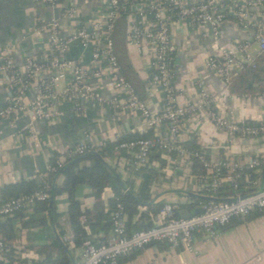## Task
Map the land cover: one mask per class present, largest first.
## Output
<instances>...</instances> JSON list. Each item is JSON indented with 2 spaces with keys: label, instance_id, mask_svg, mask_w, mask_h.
Here are the masks:
<instances>
[{
  "label": "built area",
  "instance_id": "built-area-1",
  "mask_svg": "<svg viewBox=\"0 0 264 264\" xmlns=\"http://www.w3.org/2000/svg\"><path fill=\"white\" fill-rule=\"evenodd\" d=\"M45 6L59 4L63 0H37ZM91 1V0H83ZM100 4L98 14L90 27H76L65 34L60 19L38 20L33 32L46 35L44 53L28 56L21 68L12 62L11 48L0 49V82L10 89L6 104L0 109V120H9L29 115V121L17 134H26L32 145L39 148L34 122L54 121L63 113L57 105L67 101L75 109L79 102L103 105L110 109L117 120L124 113L138 115L145 129L153 131L151 137L120 142L119 150L134 151L130 165L134 170L146 166L152 150L174 153L175 160L191 162L197 158L206 172L207 181L196 187L199 193L213 197L218 186L233 181L242 169L259 172L262 158H252L246 164L232 157L210 160L203 150L191 152L180 142V135L187 120H207L215 132L223 134L231 143L236 139L264 140V118L250 125L235 118L231 113L223 114L217 106L221 99L198 93L196 100L184 98L179 102V92L172 84L173 57L176 51L173 28L175 24L190 26L208 25L216 43L215 53L205 58V68L222 83L228 96L232 78L245 65L254 67L256 57H264V18L253 20L252 11L264 9V0H241L227 5L222 0H94ZM68 14H64L63 17ZM232 16L236 27L250 30L257 44V56L251 52L248 41H233L224 46L220 43L222 25ZM126 24V43L138 52L144 47L150 55V87L162 96L161 108L152 112L136 94L133 86L121 73L114 54L113 33L119 18ZM78 43L89 50L90 61L81 64L67 58L72 44ZM108 81L110 96L104 98L98 85ZM64 82L63 89L56 92L55 86ZM33 95L27 97L28 89ZM240 97L248 98L250 95ZM256 98L264 100V93ZM163 132L161 128H164ZM96 151L84 140L66 155H78ZM65 157V156H64ZM63 159L58 157L57 166ZM252 190L223 202L207 201L199 208V214L189 218L174 216L175 205L165 203L158 213V222L146 229L128 233L125 226L124 208L120 203L111 212L112 228L109 236L99 245L84 241L81 245V261L77 264H120L119 258L155 243L165 244L170 250H183L195 254V235L206 239L216 238L232 219L243 218L253 212H264V186L258 178L246 179ZM48 195L37 191L21 195L0 204V217H8L32 206ZM84 221V217H80ZM6 244L0 239V260Z\"/></svg>",
  "mask_w": 264,
  "mask_h": 264
},
{
  "label": "crops",
  "instance_id": "crops-1",
  "mask_svg": "<svg viewBox=\"0 0 264 264\" xmlns=\"http://www.w3.org/2000/svg\"><path fill=\"white\" fill-rule=\"evenodd\" d=\"M239 1L241 0H227L225 3L231 6ZM99 7L100 4L94 0H63L53 6H45L37 0H0V49L7 46L11 48L12 62L16 67L21 68L26 57L40 56L44 53L46 35L36 36L33 32L39 19H60L64 33L68 34L76 27H90L98 14ZM64 14L68 15L63 17ZM263 18L264 9L252 11L251 19L261 21ZM116 27H119L118 34L122 38L115 39L113 36L121 73L133 86L138 97L152 112H156L161 108L162 96L149 85L151 58L147 48L144 47L143 52H138L134 47L127 45L126 24L121 18L118 19ZM173 35L176 51L173 57L172 84L180 94L179 102L184 98L196 100L198 93L203 92L221 99L217 106L223 114L231 113L237 119L254 123L264 118V100L256 97L242 98L239 95L228 96L221 81L206 70L205 58L214 54L216 50V43L208 25L175 24ZM233 41L250 42L251 52L255 57L257 56L258 47L253 41L252 32L239 29L234 20L228 19L222 25L220 43L227 46ZM67 58L87 64L90 61V52L82 49L78 43H74L68 51ZM63 86L64 82L57 83L56 92H60ZM98 88L104 98L110 96L108 81H103ZM10 92L9 87L0 82V109L5 106ZM32 95L33 90L30 88L27 97L31 98ZM78 106H80L79 110L75 109L72 103L64 101L57 105L63 113L61 118L50 122H34L40 141L39 148L32 145L26 134H17V131L29 121V115L0 120V190L5 185L21 180L28 181L36 176L46 177L51 158L57 155L64 159L66 152L72 150L82 140L97 150L105 141H114L124 135L154 133L145 129L138 115L134 113H124L115 120L106 106L87 102H79ZM163 130L165 127L161 128L162 132ZM192 140L210 160L232 157L243 164L252 158H262L264 161L263 139H236L229 143L225 136L215 132L205 119L186 121L180 142L183 145ZM154 154L150 153L147 165L141 171L134 170L130 165L133 159L131 154L129 156L131 159L112 157L107 161L116 169L115 172L125 192L130 190L136 193L145 179L151 180L148 186L150 200L138 206L137 213L131 217L132 224L137 221L138 224L142 223L140 220L142 212H146L148 221L156 224L158 214L147 210L149 204L172 203L175 207L187 204L190 202L188 196L200 195L196 187L207 181L206 172L203 176L194 175L191 162L177 163L176 156L170 153L158 152V158ZM112 196L113 192L109 187H105L99 194L85 186L78 188L76 192L81 210L92 209L99 199L103 203L104 211L109 212L111 207L106 203ZM56 208L59 218L55 224L51 215L46 216V223L42 226L31 223L22 229L20 222L16 223L18 236L9 245L5 243L6 248L14 249L11 250L12 254L10 253L12 264H42L44 256L33 248L46 244L50 235L61 242L68 241L72 248L73 232L67 215L66 195L58 198ZM111 212L112 210L110 214ZM59 231L63 233L62 239L58 235ZM86 232L90 233L87 227ZM109 234L100 230L92 234L91 239L101 244ZM194 245L196 250L195 254H192L183 250H170L165 244L155 243L122 256L119 262L120 264H264V212H253L243 218L232 219L213 239H206L198 233L195 235ZM70 248L66 250L70 259L73 264L79 263L81 247ZM3 259L6 261V257Z\"/></svg>",
  "mask_w": 264,
  "mask_h": 264
},
{
  "label": "trees",
  "instance_id": "trees-1",
  "mask_svg": "<svg viewBox=\"0 0 264 264\" xmlns=\"http://www.w3.org/2000/svg\"><path fill=\"white\" fill-rule=\"evenodd\" d=\"M121 19L125 21L123 17H121ZM228 19L234 20L232 16H228ZM228 90L230 94L239 96L250 95L255 97L263 94L264 57H256L254 67L245 65L243 69L232 78ZM248 123L250 125L255 124L254 122L250 121H248ZM152 135L153 134L149 132L143 135H124L114 141H105L96 151H87L78 155H66L61 162L60 167L57 166L56 162L58 160V156L55 155V157L51 158L49 162V168L46 177L41 178L36 176L34 179L28 181L21 180L20 182L3 186L0 190V204L18 196L29 195L37 191L46 193L48 198L44 200H37L32 204V206L22 209L11 216L0 217V239L8 245L14 241L18 236L17 229L15 227L17 222H20V228L22 229L31 223L42 226L46 223V216L51 215L55 224L59 218V214L56 212V206L58 203V198L62 195H66V201L68 204L67 215L70 227L73 232V237L71 239L73 246L70 248L68 241L61 242L58 238L50 235L46 244H43L38 248H35L34 246L33 248L37 250L38 254L44 256L42 264H73L66 250L69 248H79L81 247L82 243L87 240L95 245H99L96 240L91 239V235L100 230L109 233L111 232L112 223L110 211L115 208L117 203H120L124 208V213L126 216L125 226L128 233L146 230L154 226L155 224H153V222L148 221L146 212H142L140 214V220H142L141 224H138L139 221L135 222L134 224L131 223V217L137 213L138 206L142 203H147L150 200L148 186L151 180L148 181V179H145L140 190H138L136 193H133V191L130 190L125 192L124 186L120 181L119 176L115 172L116 169L112 168L107 163L108 159L112 157L129 158L131 154V157L133 158L132 153L134 154V151L119 150L118 152H115V147L120 142L151 137ZM183 146L191 152L200 150V147L193 140L184 143ZM94 152H96L98 156L94 155ZM158 152L160 151L156 149L151 151V153H155L154 155L157 158L159 156ZM170 154L175 155L172 152ZM190 161L194 175L196 177L203 176L205 170L202 167L201 162L197 158H191ZM262 162L264 161L262 160ZM263 164L264 163H262L261 167L259 168V172L249 169H242L233 181L221 183L213 194L217 199L216 202H223L235 196H243L249 193L252 189L248 188L246 179L258 178L262 185V180L264 179ZM145 167L146 166L140 168L139 171L143 170ZM83 186L98 194L101 193L105 187H109L113 192V196L108 199L106 204L111 207V210L109 212H105L103 203L99 199L96 200L92 209L81 210L80 203L76 199V192L78 188ZM199 194L200 196H204L202 195L204 194L202 192ZM51 196L53 199L50 206ZM188 200L190 201L189 203L175 207V217H180L181 210L183 209L187 210L193 215L194 210L199 209L202 204L207 202L190 195L188 196ZM163 205L164 204L162 202L149 204L147 206V210L153 214H158ZM81 216L84 217V221L82 222L79 220ZM24 219L27 220L25 221ZM86 227L90 231L89 234L86 232ZM58 235L60 239H62L63 233L61 231L58 232ZM11 250L14 249L11 247H5L3 252L4 256L2 255L0 264H12L10 258V253L12 254ZM3 257H6V261L3 259Z\"/></svg>",
  "mask_w": 264,
  "mask_h": 264
},
{
  "label": "water",
  "instance_id": "water-1",
  "mask_svg": "<svg viewBox=\"0 0 264 264\" xmlns=\"http://www.w3.org/2000/svg\"><path fill=\"white\" fill-rule=\"evenodd\" d=\"M223 2H226L227 0H222ZM147 106V105H146ZM148 107V106H147ZM94 155H97L98 156V154L96 153V152H94ZM263 169H264V166H263ZM190 195H192V196H194V197H197V198H199V199H201V200H204V201H216L217 199H216V197H207V196H200V195H193V194H190ZM52 199H53V197L51 196L50 197V206H51V204H52ZM201 212V210H199V209H196V210H194V212H193V215H195V214H199ZM192 214L190 213V212H188V211H186V210H183L182 212H181V214H180V217L181 218H189L190 216H191Z\"/></svg>",
  "mask_w": 264,
  "mask_h": 264
},
{
  "label": "rangeland",
  "instance_id": "rangeland-1",
  "mask_svg": "<svg viewBox=\"0 0 264 264\" xmlns=\"http://www.w3.org/2000/svg\"><path fill=\"white\" fill-rule=\"evenodd\" d=\"M118 33H119V27H116V30H115V33H114L115 39H116V37H118V38L120 37ZM119 39L121 40L122 38L120 37Z\"/></svg>",
  "mask_w": 264,
  "mask_h": 264
}]
</instances>
